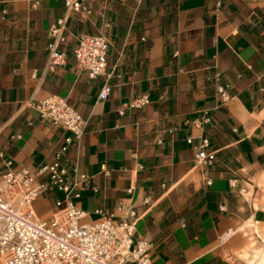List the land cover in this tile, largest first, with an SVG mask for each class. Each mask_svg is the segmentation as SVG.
I'll return each mask as SVG.
<instances>
[{
  "label": "crops",
  "instance_id": "0c3cea01",
  "mask_svg": "<svg viewBox=\"0 0 264 264\" xmlns=\"http://www.w3.org/2000/svg\"><path fill=\"white\" fill-rule=\"evenodd\" d=\"M89 7L82 18L64 0H0V181L6 161L32 172L55 161L65 133L30 103L64 98L89 121L65 166L99 188L78 203L90 220L97 209L118 218L132 209L135 239L156 245L154 264H229L224 254L239 252L246 227L264 231V0ZM66 16L67 63L50 71L49 29ZM102 34L113 91L101 102L104 79L77 70L73 47L82 35ZM219 85L229 87L225 104ZM143 96L149 105L129 108ZM206 116L212 121L203 125ZM204 138L216 153L212 165L197 161ZM59 198L36 201L38 216L52 217Z\"/></svg>",
  "mask_w": 264,
  "mask_h": 264
},
{
  "label": "built area",
  "instance_id": "2783aa9c",
  "mask_svg": "<svg viewBox=\"0 0 264 264\" xmlns=\"http://www.w3.org/2000/svg\"><path fill=\"white\" fill-rule=\"evenodd\" d=\"M91 0H64L66 12L77 13L82 18L91 14ZM119 4L144 0H108ZM68 17L57 20L49 29L51 42L47 47L48 69L66 65L67 54L63 47L68 42ZM110 39L106 35H82L73 47L75 66L89 80L104 79L99 101H107L113 91V73L108 72ZM218 94L225 104L231 99L229 87L219 85ZM148 96L132 101L129 108L143 109L150 104ZM30 106L43 121L65 133L59 151L52 164L36 172L15 170L6 161V170L0 181V262L1 264H154L152 253L155 243L135 239L133 227L137 221L134 210L129 209L121 217L109 215L102 209L89 214L79 206V200L89 188L99 193L93 185L94 178L78 170L70 174L65 157L74 144L79 145L89 121L64 98L48 97ZM212 119L204 117L200 123L207 125ZM196 123L198 120L195 121ZM169 133H173L170 130ZM20 138V137H18ZM192 144L193 140H188ZM210 139L204 138L198 154V163L212 165L216 153L210 150ZM0 157H4L0 150ZM104 175L109 177L107 169ZM92 186V187H91ZM53 193L62 194L55 200L56 213L43 219L38 216L35 203ZM149 204V200L145 201Z\"/></svg>",
  "mask_w": 264,
  "mask_h": 264
},
{
  "label": "rangeland",
  "instance_id": "374dc122",
  "mask_svg": "<svg viewBox=\"0 0 264 264\" xmlns=\"http://www.w3.org/2000/svg\"><path fill=\"white\" fill-rule=\"evenodd\" d=\"M246 228V236L239 244V252H228L224 257L229 264H264V231L254 225Z\"/></svg>",
  "mask_w": 264,
  "mask_h": 264
}]
</instances>
